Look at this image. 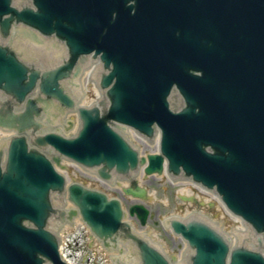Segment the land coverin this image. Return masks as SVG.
Wrapping results in <instances>:
<instances>
[{
    "label": "water",
    "instance_id": "water-1",
    "mask_svg": "<svg viewBox=\"0 0 264 264\" xmlns=\"http://www.w3.org/2000/svg\"><path fill=\"white\" fill-rule=\"evenodd\" d=\"M23 1L0 0V126L19 132L0 148V264H66L49 223L51 213L65 220L66 180L40 149H53L62 168L65 157L113 181L138 169V150L115 130L126 126L149 140L159 128L170 175L216 189L264 233V0ZM126 1L135 5L126 8ZM91 53L106 67L94 76L102 99L79 109L76 137L42 133L56 125L52 117L75 109ZM163 161L150 156L146 172L162 173ZM125 192L147 198L136 184ZM69 199L106 245L131 240L142 264H169L122 222L120 201L78 184L69 187ZM130 214L145 224L148 211L134 206ZM170 222L195 258H224L225 243L208 226ZM234 255L254 258L244 250Z\"/></svg>",
    "mask_w": 264,
    "mask_h": 264
},
{
    "label": "rangeland",
    "instance_id": "rangeland-1",
    "mask_svg": "<svg viewBox=\"0 0 264 264\" xmlns=\"http://www.w3.org/2000/svg\"><path fill=\"white\" fill-rule=\"evenodd\" d=\"M145 150L151 151L152 149L146 147ZM145 183L154 194V200L151 202V204H148V209L152 215V217L150 215L149 225L157 227L158 237L169 241L170 246L176 250L177 248L175 246L180 245V241L178 239H174L175 241L173 243V237L170 235V233L163 230L160 225H155V223L159 222L165 215L181 212L183 209H186L187 206L184 205L178 198L179 195L182 194L181 192H183L184 188L180 186H174L167 180L166 177L159 176L150 177V181L148 179ZM127 205L129 206L130 203L127 202ZM231 223L232 222H230V220H227V225H230ZM81 238L82 237L80 234L70 237L71 249L83 248L84 245H82L80 240ZM173 244L176 245L173 247ZM77 254L79 253H75V255Z\"/></svg>",
    "mask_w": 264,
    "mask_h": 264
}]
</instances>
